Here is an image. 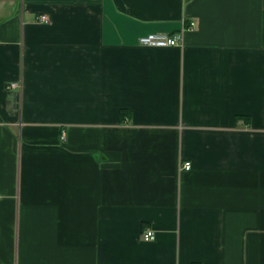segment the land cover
<instances>
[{
	"label": "crops",
	"instance_id": "crops-1",
	"mask_svg": "<svg viewBox=\"0 0 264 264\" xmlns=\"http://www.w3.org/2000/svg\"><path fill=\"white\" fill-rule=\"evenodd\" d=\"M0 193V264H264V0H0Z\"/></svg>",
	"mask_w": 264,
	"mask_h": 264
},
{
	"label": "built area",
	"instance_id": "built-area-1",
	"mask_svg": "<svg viewBox=\"0 0 264 264\" xmlns=\"http://www.w3.org/2000/svg\"><path fill=\"white\" fill-rule=\"evenodd\" d=\"M41 20L45 22H49V17L47 15H41ZM195 22L192 21L190 25L184 26L182 31L173 33V34H157V33H150L147 35H144L140 38V43L142 45L148 46V47H178L183 45L184 42V33L186 29H192L195 26ZM20 84L17 81H11L8 83L7 88L13 89L18 88ZM184 168L190 169L191 168V162L186 161L184 163ZM1 197V193H0ZM156 238V233L153 229L146 228L143 232V239L146 241H151Z\"/></svg>",
	"mask_w": 264,
	"mask_h": 264
},
{
	"label": "trees",
	"instance_id": "trees-1",
	"mask_svg": "<svg viewBox=\"0 0 264 264\" xmlns=\"http://www.w3.org/2000/svg\"><path fill=\"white\" fill-rule=\"evenodd\" d=\"M124 116V115H123Z\"/></svg>",
	"mask_w": 264,
	"mask_h": 264
}]
</instances>
